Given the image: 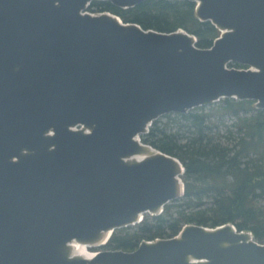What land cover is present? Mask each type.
<instances>
[{
  "label": "water",
  "instance_id": "95a60500",
  "mask_svg": "<svg viewBox=\"0 0 264 264\" xmlns=\"http://www.w3.org/2000/svg\"><path fill=\"white\" fill-rule=\"evenodd\" d=\"M91 1L0 0V264H264L231 223L71 255L182 197L181 161L141 141L154 119L226 97L264 109V0H190L221 31L208 48Z\"/></svg>",
  "mask_w": 264,
  "mask_h": 264
},
{
  "label": "trees",
  "instance_id": "16d2710c",
  "mask_svg": "<svg viewBox=\"0 0 264 264\" xmlns=\"http://www.w3.org/2000/svg\"><path fill=\"white\" fill-rule=\"evenodd\" d=\"M196 5L190 0H145L123 8L92 0L87 9L114 13L144 29H183L197 38L198 47L208 48L220 30L197 17ZM228 67L247 66L230 62ZM255 103L226 97L154 119L141 141L181 161L183 195L165 204L160 214L145 213L140 222L114 229L99 249L132 251L143 240L173 237L190 223H231L264 242V109ZM226 116L233 120L221 133ZM170 122L178 126L173 130Z\"/></svg>",
  "mask_w": 264,
  "mask_h": 264
},
{
  "label": "bare ground",
  "instance_id": "6f19581e",
  "mask_svg": "<svg viewBox=\"0 0 264 264\" xmlns=\"http://www.w3.org/2000/svg\"><path fill=\"white\" fill-rule=\"evenodd\" d=\"M152 153H154V150L152 148H147V150L145 152L134 156L133 159L134 160H140V159H143L144 157H146ZM97 244H99V243H97ZM69 246H70V251H71L72 256H80V257H84V258L88 259V258H91L92 256H94V254H95L93 251L89 250V247H91L93 245H88L86 243L79 242L77 240H72L69 243Z\"/></svg>",
  "mask_w": 264,
  "mask_h": 264
},
{
  "label": "rangeland",
  "instance_id": "374dc122",
  "mask_svg": "<svg viewBox=\"0 0 264 264\" xmlns=\"http://www.w3.org/2000/svg\"><path fill=\"white\" fill-rule=\"evenodd\" d=\"M90 12V11H89ZM91 13H95V12H91ZM220 34H221V31H220ZM163 120H165V119H163ZM232 117H228V116H226V117H224V124L223 125H221V133H223L224 132V130H225V127L227 126V125H230L231 123H232ZM172 125V127H173V130L176 128V126H178V125H174V123H172V122H170L169 123V126H171ZM100 246L101 245H97V246H92V247H89V250L90 251H93V252H95V251H97V250H102V249H99L100 248ZM88 250V251H89ZM89 251V252H90Z\"/></svg>",
  "mask_w": 264,
  "mask_h": 264
}]
</instances>
